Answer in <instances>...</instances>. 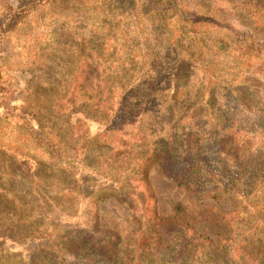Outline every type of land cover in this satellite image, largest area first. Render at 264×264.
Returning a JSON list of instances; mask_svg holds the SVG:
<instances>
[{"label":"rangeland","instance_id":"374dc122","mask_svg":"<svg viewBox=\"0 0 264 264\" xmlns=\"http://www.w3.org/2000/svg\"><path fill=\"white\" fill-rule=\"evenodd\" d=\"M185 51L194 56L189 63H178L175 71L170 64ZM207 60L213 81L228 76L233 85L247 86L239 96L246 108L251 109L253 95L264 96V0H47L4 31L0 76L7 100L0 106V225L24 224L15 213L33 197L29 175L39 170L35 163L52 156L53 115L75 125L73 133L80 138L65 158L76 162L75 176L81 178L89 172L86 166H92L98 146L92 138L104 128L90 109L125 113L130 119L140 108L136 101L128 108L126 100L150 98L154 86L163 83L160 73L165 67L171 68L176 84L196 85L207 82L201 70ZM227 111L233 110L227 106ZM58 122L55 131L64 128ZM154 129L141 126L140 149L147 148ZM254 141L264 144V131L256 133ZM245 147L248 151L254 146L245 140L241 149ZM38 175L45 176L47 195L65 185L48 172L39 170ZM94 178L95 183L103 180ZM147 178L150 193L142 201L106 198L95 205L82 195L87 189L77 181L75 213L68 217L58 210L56 218L43 219L39 224L48 227L44 235H59L58 226L69 232L74 223L87 230L95 206L98 226L90 228L92 233L103 237L101 243L117 236L133 264H264V172L255 171L238 195L227 192L218 200L193 199L156 164L149 167ZM176 205L192 217L191 231H183ZM150 213L158 216V245L148 237ZM28 242L0 240V264H34L31 252L22 250ZM6 253L20 258L12 260ZM84 254L63 250L58 255L67 264H81ZM95 264H101L99 256Z\"/></svg>","mask_w":264,"mask_h":264},{"label":"trees","instance_id":"16d2710c","mask_svg":"<svg viewBox=\"0 0 264 264\" xmlns=\"http://www.w3.org/2000/svg\"><path fill=\"white\" fill-rule=\"evenodd\" d=\"M45 1L47 0H16L11 4L1 0L0 36ZM192 56V52L185 51L177 56L175 64L170 65L176 71L178 63H189ZM209 61H205L201 67L207 82L195 83L196 85H192L193 81L183 85L176 84L171 68L165 67L160 73L164 79L163 88L162 85L154 86L155 91L150 98L139 96L126 100L124 104L128 108L134 101L137 108H140V111L131 113L130 119L125 113L90 109L104 128L92 138L97 139L98 146L92 166H86L89 172L81 178L75 176L76 162L65 158L67 152L73 149L75 141L80 138L73 133L75 125H70L60 115H53L49 124L54 132L50 146L52 156L48 162H37L35 166L39 167L41 174L48 172L51 177L55 175L54 178L58 177L65 185L58 192L45 194V176L38 175L39 170L35 168L34 175H29L33 180V197L28 204L21 205L24 209L15 213L16 220L24 218V224L21 226L13 223L7 228L0 225V240L28 239L27 244L18 245L23 246V251L31 252L29 260L34 264H67L58 255L63 250L85 253L86 257L81 264H95L96 256H99L101 264H133L132 255L120 244L117 236L101 243L100 239L103 237L92 233L94 231L91 229L98 226L95 206L91 208L92 223L87 225L89 231L79 229L74 223L69 232L58 226L61 229L56 228V234L59 235L53 237L50 233L44 235L48 227H41L39 223L48 217L56 218L59 213L54 214L58 210L68 217L73 216L78 201L75 196L77 181L84 183L82 186H87H80L87 189L82 195H86L94 205L106 198H114L120 202H126L129 198L142 201L143 196L150 193L147 172L152 164H156L160 172L176 185L183 187L193 199L208 197L218 200L227 192L238 195L255 171L264 172V166H261L264 157L260 155L264 153V144L257 145L254 141L256 133L264 131V96L259 98L253 95L255 100L251 109L246 108L239 96L241 91H247V86L233 85L228 76L224 78L225 81H222L223 78L213 81ZM237 71L238 69L235 70L236 73ZM6 96L0 76V106L5 104ZM227 106L233 111L228 112ZM238 107L240 111L235 113ZM118 117L126 119L118 122ZM216 118L220 122L216 123ZM58 121H62L64 128L55 131ZM144 124L154 125V131L157 132L147 148L140 149V128ZM245 140L256 148L250 147L246 151L248 147H245L242 150L241 145ZM257 164L258 168L261 166L259 170H256ZM94 177L103 180L95 183ZM107 180L110 183L105 186L103 182ZM88 181H93L94 184L89 186ZM37 203H40L39 206ZM25 208L28 211L25 212ZM175 213L183 231H191L193 224L190 221L193 219L186 213V208L176 205ZM157 217L150 213L147 219L148 237L154 240L153 245L161 243L160 233L154 229ZM30 218L38 224L33 225L34 221H30ZM83 231L84 234L81 233ZM143 232L141 231L142 234ZM168 244L169 242L166 247ZM5 255L12 260L20 258L17 254Z\"/></svg>","mask_w":264,"mask_h":264}]
</instances>
